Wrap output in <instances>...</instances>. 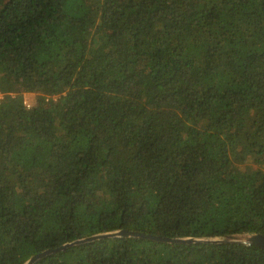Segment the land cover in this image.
Instances as JSON below:
<instances>
[{
  "label": "trees",
  "instance_id": "obj_1",
  "mask_svg": "<svg viewBox=\"0 0 264 264\" xmlns=\"http://www.w3.org/2000/svg\"><path fill=\"white\" fill-rule=\"evenodd\" d=\"M0 95V264H264V0H0Z\"/></svg>",
  "mask_w": 264,
  "mask_h": 264
},
{
  "label": "water",
  "instance_id": "obj_2",
  "mask_svg": "<svg viewBox=\"0 0 264 264\" xmlns=\"http://www.w3.org/2000/svg\"><path fill=\"white\" fill-rule=\"evenodd\" d=\"M134 237V238H140V237H146L142 234H139L137 232H132L129 230H122L119 232H113V233H107L104 235H97V236H91L83 239H79L76 241H73L71 243L65 244L61 246L60 248L56 250H48L45 251L42 254L33 256L26 264H33L35 261L38 259H41L47 255L53 254V253H58L61 251H64L72 246H77L81 244H85L88 242H93L98 239H101L102 237ZM149 239L155 240V241H162V242H172V243H195L198 242V240L193 239V238H187V239H167V238H162V237H157V236H147ZM213 242L218 243V244H233V243H238L242 245H247V246H258L261 249H264V236L261 234H250V235H231V236H225L216 240H213Z\"/></svg>",
  "mask_w": 264,
  "mask_h": 264
},
{
  "label": "built area",
  "instance_id": "obj_3",
  "mask_svg": "<svg viewBox=\"0 0 264 264\" xmlns=\"http://www.w3.org/2000/svg\"><path fill=\"white\" fill-rule=\"evenodd\" d=\"M3 99V96L2 95H0V102H1V100Z\"/></svg>",
  "mask_w": 264,
  "mask_h": 264
},
{
  "label": "rangeland",
  "instance_id": "obj_4",
  "mask_svg": "<svg viewBox=\"0 0 264 264\" xmlns=\"http://www.w3.org/2000/svg\"><path fill=\"white\" fill-rule=\"evenodd\" d=\"M28 103H29V101H28Z\"/></svg>",
  "mask_w": 264,
  "mask_h": 264
}]
</instances>
